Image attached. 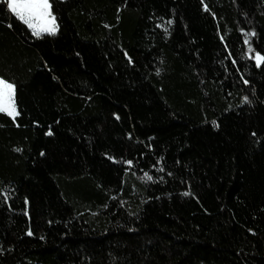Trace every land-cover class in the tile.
I'll list each match as a JSON object with an SVG mask.
<instances>
[{"label":"trees","instance_id":"obj_1","mask_svg":"<svg viewBox=\"0 0 264 264\" xmlns=\"http://www.w3.org/2000/svg\"><path fill=\"white\" fill-rule=\"evenodd\" d=\"M50 3H0V264H264V0Z\"/></svg>","mask_w":264,"mask_h":264},{"label":"snow or ice","instance_id":"obj_2","mask_svg":"<svg viewBox=\"0 0 264 264\" xmlns=\"http://www.w3.org/2000/svg\"><path fill=\"white\" fill-rule=\"evenodd\" d=\"M0 3L6 4L7 9L31 31L33 36L41 37L43 34H56L58 24L53 14L50 0H0ZM168 23H171V21ZM11 26L12 25H9V27ZM241 31H243V29H241ZM249 35H254V33H250ZM247 42V39H245V43ZM255 59L257 66H259L261 62H264V55L256 53ZM129 60L131 62V58H129ZM245 83H247V81H245ZM243 99L244 101L248 100L247 97ZM0 113L7 114L9 117L13 118V120L19 115L14 100V85L3 78H0ZM213 124H215V121H213ZM19 150L20 149H17V151ZM109 159L112 158L109 157ZM124 163L131 166L132 161L128 160L124 161ZM145 176L148 180L152 179L147 173H145ZM184 195H188V193H184ZM0 196H3L4 200L7 201V192L0 190ZM25 203H27V200H25ZM28 235H32L31 231L28 232Z\"/></svg>","mask_w":264,"mask_h":264},{"label":"rangeland","instance_id":"obj_3","mask_svg":"<svg viewBox=\"0 0 264 264\" xmlns=\"http://www.w3.org/2000/svg\"><path fill=\"white\" fill-rule=\"evenodd\" d=\"M248 54H249V57H250V53L248 52Z\"/></svg>","mask_w":264,"mask_h":264},{"label":"water","instance_id":"obj_4","mask_svg":"<svg viewBox=\"0 0 264 264\" xmlns=\"http://www.w3.org/2000/svg\"><path fill=\"white\" fill-rule=\"evenodd\" d=\"M247 56L249 57V54L247 53Z\"/></svg>","mask_w":264,"mask_h":264}]
</instances>
